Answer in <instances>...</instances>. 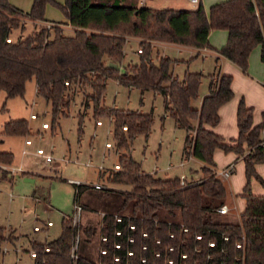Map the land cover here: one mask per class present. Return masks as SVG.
<instances>
[{"label": "trees", "instance_id": "obj_1", "mask_svg": "<svg viewBox=\"0 0 264 264\" xmlns=\"http://www.w3.org/2000/svg\"><path fill=\"white\" fill-rule=\"evenodd\" d=\"M140 1L32 0L30 9L23 12L8 0H0V91L6 98L23 96L26 83L34 80L36 95L50 103L53 126L60 116L69 115L74 94L82 91L96 121L108 117L112 122L114 147L120 152L118 169L107 180L126 188L119 190L123 198L120 209L132 203L130 215L119 211L101 215L96 260L77 253V224L68 216L62 218L56 238L32 241V264H264V194H254L249 187L254 177L264 188L255 169L264 162V111L261 121L253 124V108L240 98L238 135L225 140L211 128L219 122L220 106L233 96L232 75L217 70L206 74L208 92L200 106L194 107L192 100L204 74L195 71L185 72L182 78L174 76L175 60L157 54L154 62L151 43L211 49L209 32L222 29L227 40L218 54L246 73L256 46L264 64V0H223L207 10L200 1L193 8L182 9L156 8ZM47 4L63 12L71 34L63 31L61 23L45 19ZM28 22H33V30L23 34ZM126 36L141 38L140 51L136 62L121 67ZM108 78L163 96L176 126L187 131L184 156L204 163L198 180L185 182L183 178L181 184L179 176L160 177L140 169L130 155L131 141L136 135H148L152 114L104 105ZM28 134L25 119L9 120L0 130V138ZM216 149L242 155L245 206L237 221L217 211L224 204L226 188L215 168ZM12 161V152L0 150V163L10 165ZM72 184L77 195L88 187ZM177 212L179 218L169 220ZM213 212L220 217L213 218ZM84 233L90 236L92 229L86 227Z\"/></svg>", "mask_w": 264, "mask_h": 264}, {"label": "rangeland", "instance_id": "obj_2", "mask_svg": "<svg viewBox=\"0 0 264 264\" xmlns=\"http://www.w3.org/2000/svg\"><path fill=\"white\" fill-rule=\"evenodd\" d=\"M14 1L27 10L32 3V0ZM56 1L64 3V0ZM211 1L201 0L206 10ZM145 4L159 8H178L176 6H181L180 4L188 7L185 5V0L180 3L172 0H146ZM195 5L197 3L189 6L195 7ZM45 11L49 16L47 17L52 20L67 19L59 8L51 4L46 6ZM40 24L46 23L40 22ZM31 30L33 28L27 26L23 34ZM63 31L66 34L72 33L71 30H64V27ZM136 47L137 44L134 42L125 44L126 54L121 67L128 62L138 60ZM160 50L165 56L174 60L184 58L190 61L188 58L192 55V51L187 48L169 46ZM211 53L214 54L209 48H204L202 51V54L207 55L206 60L202 62L204 76L197 97L192 100L194 107L199 105L200 96L208 87L209 79L206 74H209L214 66ZM194 57L197 58V62L191 64L199 66L202 61L201 56L195 55L192 58ZM152 59L156 61V49L152 52ZM187 66L181 63L175 67L173 65L178 78H182L185 72H195L189 69L190 65L189 68ZM243 75L254 82L263 81L264 64L260 60L259 46L254 47L250 52L247 72ZM233 80L236 88L244 91L248 97L259 96L247 80L239 76L234 77ZM34 83V80L26 83L23 96L6 98L5 92L0 91V130L5 122L15 119L27 120L30 128L28 135H5L0 138V150L10 151L13 154L10 165L0 163V233L3 236L0 242V264H32L30 255L32 241L44 242L56 238L61 232L62 218L73 216L75 204L81 209L83 207V210L79 211L80 217L76 222L77 243L74 248L77 253L96 260L100 243L101 213L119 211L122 215H130L132 212L131 202L120 209L123 198L119 190L126 188L107 180L111 175L110 172L116 170L113 167L118 163L120 152L114 147L112 122L110 118L102 117L99 118L101 124L96 125L91 102L89 101L87 106L83 92L78 91L74 94L69 115L60 116L58 123L53 126L50 103L36 95ZM103 103L109 107L152 114V125L148 135L134 136L130 146V155L138 162L141 170L160 177L186 176L185 182L196 181L201 177V166L204 163L194 157L184 156L183 147L187 131L176 126L169 110L165 108L161 94L151 90L142 92L135 87L123 86L114 78H108L105 82ZM31 113H34L36 118L31 119ZM253 114L258 119L260 112L255 114L254 111ZM42 122H46L49 127L43 128ZM25 139L31 140V144L25 145ZM105 143H110V146L106 147ZM38 148L43 150L44 155L36 154ZM216 153L219 155L214 162L215 168L219 171L224 168L226 164L224 159L228 158L226 155L229 154H225L220 149H216ZM45 155H50L52 160L46 162ZM239 163L241 165L227 178L220 177L226 188L224 202L230 205L232 198L243 192L246 183L242 158ZM100 165L103 170L98 168ZM20 173L33 175V180H25V176ZM234 176L236 177L233 178ZM69 179L84 182L88 187L77 195L75 186L68 181ZM96 183L102 185V188L95 189L91 186ZM108 187L115 189L106 191ZM249 187L253 192H264V188L254 177L250 178ZM235 212L233 210L232 213L224 216L237 221L238 216L236 217ZM160 213L163 214V211L161 210ZM219 215L212 213L213 218ZM178 218L177 212L169 220ZM47 220H50L52 225L45 228L43 223ZM35 225L40 226L41 229L34 231ZM86 227L92 229L90 236L84 233Z\"/></svg>", "mask_w": 264, "mask_h": 264}, {"label": "crops", "instance_id": "obj_3", "mask_svg": "<svg viewBox=\"0 0 264 264\" xmlns=\"http://www.w3.org/2000/svg\"><path fill=\"white\" fill-rule=\"evenodd\" d=\"M9 1H10V3L13 6H15L16 8L22 10L23 12H27L28 11L25 7L21 6V4H19L18 2L14 1V0H9ZM172 1H174L176 3L182 2V0H172ZM198 1L201 2V0H198ZM220 1H223V0H212L210 5H212L214 3H217V2H220ZM185 2H186L185 5H188V7L187 6L186 7L182 6V4H180L181 6H176L178 8H174V9L191 8L193 6H189L190 4H196V3L190 2V0H185ZM140 3L141 4H145L146 0H141ZM47 5H49V4H47ZM156 8H159V7H156ZM47 16L48 15L45 13V19L47 21L59 22L64 27V30L68 29V30L72 31V27H71L70 24H68V20L67 19H62V20H58L57 21V20H52V19L48 18L49 16L48 17ZM28 24H29L28 26H31L33 28V22H28ZM208 40H209V42L211 44V47H212L211 50L214 53V54L211 53V55L213 56L212 58H214V63H213L214 66H213L211 72L209 71L208 73H212V72L217 70L220 73H225V74L232 75L231 87H232V90H233V96H232V98L230 100H228L227 102H225L224 104H222L220 106V108L218 110L219 122H218V124L216 126L211 128L214 132H216L217 134L223 136L225 140H229V139L236 138L237 135H238V128L236 126V109H237V104H238V101H239L240 98H243V100H244V102H245V104L247 106H250V107L253 108V113H254V111H255V114L260 112V115H259L258 119H256L255 115L253 114V124H257V123H259L261 121V119H262L261 113L264 111V85H263L262 81L261 82L260 81H255L254 82L251 79H247L248 77L243 75L245 73L242 72L240 68H238L234 63L230 62L229 60H227L226 58H224L223 56L218 54V49H220L226 43V40H227V32L225 30H222V29L211 30L209 32V35H208ZM140 41H141V38L134 37V36H126L125 44H129L131 42L136 43L137 44L136 53H137ZM151 43H152V46H153V50L156 49V55L160 54L162 56H165V55L160 52L161 51L160 48L161 49H167L169 46H172L174 48H181V49L182 48H187V49H190V51H192L191 52L192 55L189 56V58H188L190 61H188L187 59H184V58H181V60H179V58H176L175 62L173 63L174 67H175V65H178V63H181V64H187L188 66L190 65L191 68H189L188 66L187 67L190 70H192V71H201L202 72L204 70L202 62H203L204 59L206 60V55H207V54H202V51L204 49L195 48V47H192V46H186V45L170 43V42H163V41H151ZM125 44H124V48H123V57L126 54ZM195 55H200L201 58H202L201 59L202 61H200L201 63H200L199 66H197V64H195L194 66H193V64H191V63L197 62V60H196L197 58H195V57L192 58ZM197 57H199V56H197ZM174 67L172 66V73H173L174 76L177 77V75L174 72ZM237 76H239V78H243V79L247 80V82L251 83L252 86L254 87L255 92L259 96L258 97H256V96H249L248 97L244 91L238 90L236 88L235 82L233 80V78L237 77ZM258 83L261 84V86ZM34 86H35V92H36V84L35 83H34ZM207 92H208V87H207V90H204V92H202V94L200 96L201 98L199 100V105L197 107L200 106L201 100H202L203 96L205 94H207ZM31 114H34V113H31ZM30 118L33 119L31 116H30ZM34 118H36V115H35ZM42 123H46V122H42ZM100 124H96V125H100ZM48 127H49V125L47 124V127H43V128H48ZM26 140L27 139H25V141ZM25 141H24V143H25ZM30 144H31V140H30L29 144L25 143V145H30ZM106 147H109V146H106ZM228 154L229 155H226V156H228V158L224 159V162H226V164H224L225 165L224 167H226L228 165H231L233 167V172H234L236 170V168L241 165L239 162H240V159L242 157L240 155H238V154H235L234 152H228ZM218 155L219 154L216 153V150H215L214 151V155H213L214 159H217ZM262 164H264V162L257 164L255 166V169H256L257 174L264 180V165H262ZM243 165H244V162H243ZM31 173H33V172H31ZM34 174L35 173H33V175ZM244 174H245V172H244ZM20 175H21V173H20ZM33 175H24L25 176V180L32 181L33 180V178H32ZM184 177H186V176H184ZM235 177L236 176H234L233 178H235ZM9 181L11 182L12 180H9ZM233 182H234V180H233ZM82 183L84 185H86L84 182H82ZM97 184H99V183H97ZM91 186L94 188L93 185H91ZM253 193L254 194H264V192H253ZM242 194H243V192L241 191V192L238 193L239 196H234V198H232V205L224 202V204H226L227 207H228V212L223 214V215H227L230 212L232 213L233 210L236 211L235 212L236 213V217L239 215V213L244 209V206H245V199L243 198ZM82 210H83V207H82L81 211ZM101 214H103V212ZM230 219H232V218H230ZM43 224H44L43 226L45 228H47V227L52 225L51 224V225L47 226V225H45V223H43ZM40 229H41V227H40Z\"/></svg>", "mask_w": 264, "mask_h": 264}, {"label": "built area", "instance_id": "obj_4", "mask_svg": "<svg viewBox=\"0 0 264 264\" xmlns=\"http://www.w3.org/2000/svg\"><path fill=\"white\" fill-rule=\"evenodd\" d=\"M190 2H192V3H197L198 0H190ZM138 51H140V50L138 49ZM30 116H31L32 118H34V117H35V114H31ZM100 123H101L100 121H96V124H100ZM42 127H47V123H42ZM123 128L125 129V127H123ZM25 143H26V144H29V143H30V140L27 139V140L25 141ZM105 145H106V146H110L109 143H106ZM261 146H262V151H263V155H264V128L262 129V133H261ZM36 154H38V155H44V152H43L42 149L38 148V149L36 150ZM51 160H52V157H51L50 155H45V161H46V162H50ZM99 168L102 169V166H100ZM113 168H114V169H118V165L115 164ZM232 172H233V167H232L231 165H228V166L224 167L223 169L219 170V171H218V175H219L220 177H222V178H227ZM181 178H182V180H181V184H183V183H184V181H183V178H184V177H181ZM68 181L71 182V183H74V184H83L82 182H80V181H78V180H71V179H69ZM93 186H94V188H96V189H101V188H102V185L97 184V183H96V184H93ZM74 207H75V211H74V213H73L72 220H73V223L75 224V223L79 220V211L81 210V207H80L79 205H77V204H75ZM217 211H218L219 213H221V214H225V213L228 212V207H227L226 204H222L220 207L217 208ZM51 224H52V222H51L50 220H47V221L45 222V225H47V226H49V225H51ZM39 229H40V227H39L38 225H35V226L33 227V230H34V231H37V230H39ZM30 255H31V256L34 255L33 251L30 252Z\"/></svg>", "mask_w": 264, "mask_h": 264}, {"label": "water", "instance_id": "obj_5", "mask_svg": "<svg viewBox=\"0 0 264 264\" xmlns=\"http://www.w3.org/2000/svg\"><path fill=\"white\" fill-rule=\"evenodd\" d=\"M110 65H111V64H110ZM113 66H114V67H116V65H115V64H113Z\"/></svg>", "mask_w": 264, "mask_h": 264}]
</instances>
